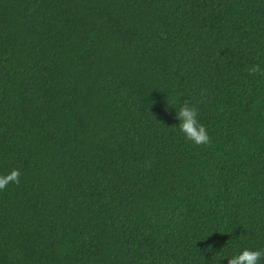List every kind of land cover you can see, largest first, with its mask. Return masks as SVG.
Segmentation results:
<instances>
[{"label": "trees", "instance_id": "1", "mask_svg": "<svg viewBox=\"0 0 264 264\" xmlns=\"http://www.w3.org/2000/svg\"><path fill=\"white\" fill-rule=\"evenodd\" d=\"M264 0H0V264H228L264 249ZM187 103L211 139L179 131ZM260 264H264V259Z\"/></svg>", "mask_w": 264, "mask_h": 264}, {"label": "clouds", "instance_id": "2", "mask_svg": "<svg viewBox=\"0 0 264 264\" xmlns=\"http://www.w3.org/2000/svg\"><path fill=\"white\" fill-rule=\"evenodd\" d=\"M249 75L264 76V69L259 64H253L248 69ZM179 119V131L183 133L186 140L200 146H207L211 143V139L203 124L197 119L198 112L195 107L189 106L187 103L182 105L176 112ZM21 173L18 169H13L10 173L0 175V191L6 189L9 184H20ZM264 259V249L252 250L248 248L242 249L228 259V264H260Z\"/></svg>", "mask_w": 264, "mask_h": 264}]
</instances>
